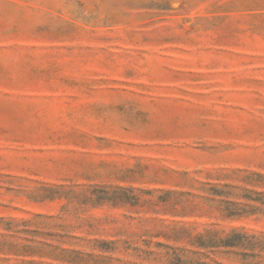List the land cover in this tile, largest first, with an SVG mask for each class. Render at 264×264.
I'll return each instance as SVG.
<instances>
[{"label": "rangeland", "instance_id": "rangeland-1", "mask_svg": "<svg viewBox=\"0 0 264 264\" xmlns=\"http://www.w3.org/2000/svg\"><path fill=\"white\" fill-rule=\"evenodd\" d=\"M0 264H264V0H0Z\"/></svg>", "mask_w": 264, "mask_h": 264}]
</instances>
